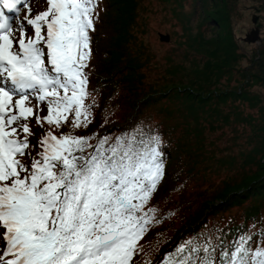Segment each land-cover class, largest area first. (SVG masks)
Returning a JSON list of instances; mask_svg holds the SVG:
<instances>
[{
	"label": "snow or ice",
	"instance_id": "1",
	"mask_svg": "<svg viewBox=\"0 0 264 264\" xmlns=\"http://www.w3.org/2000/svg\"><path fill=\"white\" fill-rule=\"evenodd\" d=\"M0 0V264H133L156 220L145 211L164 177L159 137L54 135L48 131L30 165L32 101L46 103L36 123L79 128L85 105L97 0ZM26 10L22 22L19 13ZM91 149V151H88ZM241 237L220 259L215 249L180 246L162 264H264V246ZM206 254V255H205Z\"/></svg>",
	"mask_w": 264,
	"mask_h": 264
},
{
	"label": "trees",
	"instance_id": "2",
	"mask_svg": "<svg viewBox=\"0 0 264 264\" xmlns=\"http://www.w3.org/2000/svg\"><path fill=\"white\" fill-rule=\"evenodd\" d=\"M128 2L129 11L121 8L117 11L114 9L117 0H104L99 17L96 19L94 16V39L93 32H90V36L95 71L91 76L87 73V88L88 93L91 87L99 91L104 110L119 107L117 112L121 121L116 120L99 129L97 134L102 135V138L108 137L111 142L117 137L141 132L145 140L148 137H159V147L164 154V177L149 203L154 201V205H160L186 179L194 181V187H197L188 193L184 192V187L180 192L177 207L184 214L172 238L161 246L162 252L168 247L171 250L176 246L171 251L174 254L178 246H191L186 244L189 236L190 239L197 238L198 244L204 241L208 243L209 238L212 239L215 249L212 254L217 260L220 259L221 250L228 249L240 236H251L249 243L252 248L260 240L264 244V104L260 108L262 97L259 91V87H264V42L253 53L250 64L242 70L240 85L232 87L229 83L226 88H222L224 83L221 85L222 76L231 74L233 70L230 68L237 66L236 63L244 58V54L239 52V42L234 33L229 35V43L225 47L209 54L210 59L204 69L197 68L187 85L166 80L160 85L159 82L149 83L144 68L150 61V55L146 54L147 46L136 40L137 32L134 30L138 22L135 10L137 1ZM213 15L211 16L218 25V16ZM219 56L225 59L222 63L225 65L216 63ZM219 66L227 67L222 72L220 70L218 77H212L213 69ZM177 70L179 69L172 71V80L177 81ZM255 86L258 89L252 90ZM176 94L183 97L180 102L176 100ZM231 100L237 103L235 118H240L241 121L243 118L252 128L250 150H225L217 155L209 146L212 142L208 145L207 125L204 123L207 122L208 129L214 131L221 125L216 124V121L219 122L217 119L229 121L233 111L227 110L225 106ZM239 103H247L254 109H260L259 117L255 118L252 114L244 116ZM71 121L72 119L64 124L62 129L65 126L69 129ZM97 124L96 121L91 128L94 129ZM32 125L35 133L32 139L37 147L38 136L40 138V134L47 129L36 121ZM71 129L76 131L78 128ZM27 163L31 164L29 160ZM210 169L221 172L237 170L240 173L228 176L218 184L204 186L202 183L206 182ZM172 206L167 205L168 208ZM238 207L242 208L240 219L232 218L231 224L221 229L212 228L207 231L208 235L201 238L210 219L226 212L231 213ZM158 230L159 228L154 227L149 234L153 235ZM195 247L203 248L199 245ZM157 259L158 257L155 260Z\"/></svg>",
	"mask_w": 264,
	"mask_h": 264
},
{
	"label": "rangeland",
	"instance_id": "3",
	"mask_svg": "<svg viewBox=\"0 0 264 264\" xmlns=\"http://www.w3.org/2000/svg\"><path fill=\"white\" fill-rule=\"evenodd\" d=\"M136 12L137 18L136 27H134L135 32H137L136 40L143 45H146V54L150 55V61L144 68L147 82H159L164 84L165 81H170L177 83L179 85H187L190 81L192 74L194 75L195 70L199 67L204 69L209 60V54L216 49H221L229 43V35L231 33L235 34L238 39L240 46V53L244 54V58L240 63H236L237 66L231 67L233 70L231 74H224L221 78L223 82L222 88L229 86L232 87L240 85L242 81V74L244 67L248 66L253 57V53L258 50L262 43L264 42V0H136ZM128 0H117V4L114 6L115 10L128 9ZM204 6V7H203ZM29 7L33 9V15L36 12H43L47 8L46 0H29ZM104 7V0H97V10L93 16L96 19L99 17V13ZM210 12V14H209ZM26 14V10L21 12ZM215 14L218 16L219 23L215 22L211 15ZM210 16V17H208ZM214 16V15H213ZM257 18L254 22L253 19ZM138 25V26H137ZM258 27L260 29V36L262 40L259 42H245L244 37L250 33L253 29ZM232 29V30H231ZM232 31V32H231ZM93 31V39H94ZM162 35H169V40H162ZM93 51L90 59L87 61L89 64L87 73L91 76L94 75V55ZM146 55V56H147ZM246 55V56H245ZM145 56V58H146ZM144 58V59H145ZM225 59L221 56L217 59L216 63L222 64ZM227 66H219L213 69L214 75L212 77H218L223 70H226ZM177 70L175 73L178 78L172 80V71ZM222 69V70H221ZM221 70V72H220ZM170 73V75H168ZM192 87H197L193 86ZM258 86L252 88V90H257ZM261 92V105L264 104V87H259ZM176 100L180 102L183 97L176 94ZM102 97L99 91L90 89V93L85 100V105L90 106L91 117L90 123L87 127L81 125L75 132L76 136L81 137H91L90 143L95 145L96 141L101 139L103 136L98 135L99 129L103 128L108 124H112L114 121H121V116L118 115L119 107L115 106L114 109L106 111L101 106ZM236 102L232 100L225 106L227 110L233 111L229 121H222L217 119L219 122L216 124H221L220 127L212 131L208 129V124L206 129V137L208 145L213 148L211 151L214 154L220 155L221 152L225 150H233L238 152L244 148L250 150V136L252 133V128L248 126L247 122L242 118H235L234 115L237 113ZM34 107V114L30 118L32 135L29 136L30 141V151L31 156L26 155L22 159L32 160L33 157L41 150L39 146L35 147L33 143L34 119L41 113L46 112V103H41L37 105L35 100L32 101ZM239 108L244 110V116L254 115L255 118L259 117L260 109H254L250 107L247 103H239ZM71 116V115H70ZM239 119V120H237ZM97 121L95 128H91L93 124ZM40 125V124H38ZM62 124L59 128L54 125H48L46 122L43 123L44 129H51V127L60 130L62 133L71 131L72 125L69 129H62ZM36 131V130H35ZM68 134V133H67ZM39 140V136H38ZM38 145V144H37ZM38 148V149H37ZM91 151V149H88ZM39 158V157H37ZM210 174L202 185H213L218 184L222 179L228 176H236L240 173L237 170H226L217 171L216 169H210ZM184 184H186L184 186ZM179 183V187L172 192L171 197L164 200L160 205H154L155 202L151 201L145 206V211L155 208L156 209V220L151 223L149 229L144 235V239H141L138 243L139 246L143 248V251H139L133 257V264H162L167 260L169 255H172L171 251L176 249V246L170 250L168 247L162 252V245L168 239L172 238L175 231L179 226V222L184 214L177 201L180 199V192L185 187L184 192L188 193L193 191L197 187H194V181L184 180ZM172 198V199H171ZM152 204V205H151ZM167 205H173L168 208ZM242 208H234L231 213L226 212L224 214L218 215L216 218L210 219L206 228L203 230V236L208 235L207 231L210 229L222 228L225 225L231 224L232 218L240 219V213ZM173 219L174 221L172 222ZM171 222V223H170ZM157 227L159 230L150 235V231ZM161 228V229H160ZM191 236L186 240V244H190L192 247L203 246L209 247L210 250L213 249V240L209 238L208 243L201 242L198 244L197 238L190 239ZM237 238L234 242L239 241ZM263 242L260 240L255 243V248L263 246ZM184 246V244L182 245ZM161 247V248H160ZM180 247V246H178ZM177 247V249H178ZM169 249V250H168ZM177 252V250H176ZM170 253V254H169ZM161 254V255H160ZM158 255V256H157ZM160 255V257H159ZM158 257L157 260H155ZM215 258V257H214ZM159 261V263H158Z\"/></svg>",
	"mask_w": 264,
	"mask_h": 264
},
{
	"label": "water",
	"instance_id": "4",
	"mask_svg": "<svg viewBox=\"0 0 264 264\" xmlns=\"http://www.w3.org/2000/svg\"><path fill=\"white\" fill-rule=\"evenodd\" d=\"M253 21L256 22L257 18H254ZM169 38H170L169 35H162L161 36L162 40H166L167 41V40H169ZM243 40L245 42H250V43L261 41L262 37L260 36V29L258 27H256L250 33H248L246 35V37L243 38Z\"/></svg>",
	"mask_w": 264,
	"mask_h": 264
}]
</instances>
